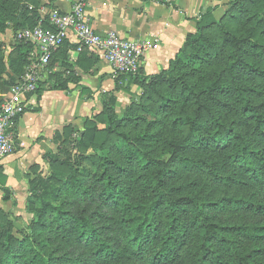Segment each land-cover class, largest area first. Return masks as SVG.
Returning <instances> with one entry per match:
<instances>
[{"label":"rangeland","instance_id":"1","mask_svg":"<svg viewBox=\"0 0 264 264\" xmlns=\"http://www.w3.org/2000/svg\"><path fill=\"white\" fill-rule=\"evenodd\" d=\"M230 2L231 0L227 1L218 12L217 20L231 34L248 41L244 50L253 52L249 56L242 55L240 59L264 70V23L258 24L254 18L246 23L247 19L242 15L244 9L240 7L226 15ZM248 2L250 16L264 11V0ZM223 27L214 26L206 31L203 39L191 43L185 60L172 70L171 63L169 64L164 72L171 74V80H154L150 83L147 78L142 79L138 92H129L131 97L128 102L120 99L121 103L116 108L117 117L105 115L102 109V112L85 122L74 133L69 131L62 135L57 150L45 155L40 169L30 174L35 188L30 191L29 196L34 198L36 194L43 193L44 198L30 200L29 210L26 207L17 208L15 213H0V255L3 258L11 248L15 251L22 247L13 246L16 241L28 239L23 246L26 247L25 250H21L18 259L11 264H154L153 255L158 250L159 237L168 227L167 214L157 216L158 231L140 256L134 255L127 261L115 259L105 262L95 258L93 246H87L81 236L87 225H83L79 218H93V225L88 228L96 227L98 231H102V227H105L103 232L111 237L113 244L120 245L124 242L116 224L121 210L128 211L131 204L138 203L145 196L140 187L143 180L142 169L128 159L129 145L139 149L146 159L153 158L170 164L171 170L175 172L170 186L174 188V196L182 203H188L193 197H202V203L199 204L202 206L208 203L207 200L216 202L224 195L264 203V188L255 185L245 175L240 168L241 163L235 160L234 153L231 159L230 153L213 147L192 152L191 146L186 147L188 143L192 144L191 128L172 127L178 118L193 114L196 118H202L205 126L200 134L205 138L212 132L226 136L234 130L250 136L254 129V119L248 117L235 96L242 88L251 96L253 105L264 107V81L244 67H240L234 75L226 71L233 48L224 43ZM6 32L5 30V34ZM15 39L10 34L0 36V53L5 50L7 53L12 52L8 53L10 61L18 58L13 55L16 50L26 51L27 47L30 52L33 51L29 43L20 42L17 37ZM211 71L222 74L223 91L216 97H204L200 94L205 78ZM194 90L197 91L196 98H188L189 92L193 93ZM93 126L103 130L102 139L94 134L97 131L92 130ZM105 130L108 132L106 135ZM93 138L96 142L92 141ZM64 139L66 140L63 142ZM258 139L260 144L254 143L256 151L264 155V141L261 137ZM173 142L186 148L187 157L201 158L200 161L210 168L186 171L181 165L172 163L173 152L177 153L173 149ZM214 171L233 177L234 182L230 185L216 182L211 174ZM110 183L116 190L118 206L107 204L103 197L106 187L110 191ZM45 203L50 206L48 211ZM188 206V211L182 218L186 224L184 232H181L184 244L176 251L174 258L160 264H190L189 251L193 248L196 234L189 228L192 227L190 223L195 219L196 213L191 212V206ZM202 208L206 213V208ZM207 212L210 221L224 225L261 223L264 220L263 214L248 208L237 210L231 206L223 209L215 207L207 209ZM59 213L65 215H56ZM49 223L52 227L45 226ZM80 224L84 227L81 228ZM9 242L13 245H9Z\"/></svg>","mask_w":264,"mask_h":264},{"label":"trees","instance_id":"2","mask_svg":"<svg viewBox=\"0 0 264 264\" xmlns=\"http://www.w3.org/2000/svg\"><path fill=\"white\" fill-rule=\"evenodd\" d=\"M247 2L248 0H231L226 15H230L231 12L240 7L244 9L242 15L246 17V23L254 18L257 20L258 24H263L264 11L255 12V14L250 16L249 2ZM22 3H24L26 7H24ZM30 3L37 5L33 0H0V32H4L9 23H14L17 30L23 26L24 28L36 27L38 24L34 20L36 17H33L32 15L30 17V14H27V10H29L27 4ZM20 4H22V6H20ZM252 4L255 3L253 2ZM246 5L248 8H246ZM20 12L26 13H23V17L25 18L24 24H19V19H17ZM221 23L222 22L216 20L212 12L205 14L198 24L197 33L190 35L187 38L184 47L171 62V70L173 67L177 66L179 62L185 60L191 43L193 44L198 39H203L206 31L214 26L223 27V24L221 25ZM46 24L47 23H45V25ZM46 26H48V24ZM222 30L224 43L233 48L232 51H230L231 62L227 66L226 71L234 75L240 67H244V69H248L254 76L260 77L264 81V70L240 59L242 55L249 56L253 52V50H244L248 41L237 38L225 27H223ZM25 48L26 51L25 49L23 51L21 49L20 56L17 59L12 60L13 66L11 67L13 71H17V75H22L28 66V55L30 51L27 47ZM2 61L3 55L0 53V75L1 71L3 72L4 70V68L2 70V67L5 66ZM19 69H21V71ZM211 72L210 75L205 78L206 81L202 93L200 92V95L203 94L204 97H216L223 91L222 74L213 71ZM21 75L15 79L14 77H11L7 81V91L18 81ZM170 75L171 74H167L163 71L160 74L147 78V81H150V83L154 80L164 82L172 79ZM189 93L188 98H196V90H194L193 93H191V91ZM235 98L248 117L254 119V129L250 133V136L244 132L234 130L226 136L219 134L218 132H212L207 136L208 138H205L200 134L201 129H204L205 126L201 120L202 118H196L193 114L184 115L178 118L173 122L172 127L189 126L191 128L193 132V140H191L192 144L188 143L186 147L191 146L190 148L192 152H200V150H204L206 147H213L222 149V151L227 152L228 154L230 153L231 159L232 156L235 155L234 158L238 163H241L240 165L242 166L240 168H242L245 175H247L255 185L264 188V155L257 152V146L254 145V143L260 144L258 139L260 137L262 141H264V107L258 108L256 105H253L251 96L247 95L246 91L242 88L239 89ZM114 104L115 107L113 106ZM103 105L104 110L102 113L105 115L110 114L112 118L117 117V103L114 96L108 98ZM110 105H112V107H110ZM92 130L97 131L94 134L102 139V129L94 127ZM107 133L108 132L106 131L104 135ZM65 140L66 139H64L63 142ZM92 141L96 142V139L93 138ZM173 149L177 150V153L175 154L173 152L174 158L172 163H176L178 166L181 165L186 171L197 169L204 170L203 168L208 169L209 166H205V164L200 161L201 158L187 157L185 155L186 148L183 145H178L173 142ZM127 153L128 159L131 162L138 164L142 169L143 180L140 183V187L145 193V196L138 203L131 204L128 207V211L121 210V216L119 220L116 221L118 230L121 231L124 237V242L120 245L112 243L111 237L103 232L105 227H102V231H98L96 227L88 228V226L93 225V218H79L81 223L83 221V225H87V227H84L80 224L81 228L84 227L81 236L83 237V241L87 242V246H93V256L95 258L105 262H112L115 259L127 261L134 255L140 256L142 250H145L146 246L150 244L149 242L152 240L154 233L158 231L157 216L167 214L168 227L159 237V247L153 255V261L154 264L168 262L175 257L176 251L184 244V238L181 235V232L186 228V224H184L182 218L185 216V212L188 211L187 205H189L188 207L191 206L189 210L196 213V217L192 222L194 224L190 223L192 227L189 228L191 231H195L196 234L193 248L189 251L191 258L190 264H264V220L261 223L253 222L224 225L223 223L215 222L214 220L210 221L208 219L209 213L207 212V209L209 208L222 207L223 209L227 206H231L237 210L243 208L252 209L256 213L264 215L263 202L253 203L251 199L245 197L224 195V197L216 202L207 200L208 203H205L202 206H199V204L202 203V197H193L189 199L188 203H182L181 200H178L174 196V188L170 186L175 172L174 170H171L168 162L155 160L153 158L146 159L144 154L132 145H129ZM232 153H234V155ZM211 174L216 182L225 185H230L234 182L233 177L223 176L219 171L211 172ZM30 184L31 190H33L35 188V183L30 181ZM112 185L113 184L110 183L109 192L107 187L105 188L103 197H105L107 204L118 206L119 203L115 195L116 190ZM40 198H44L43 193L36 194L34 198L29 196L27 200L28 210L29 205H31L30 200L35 201V199L38 200ZM44 206L46 211L50 209L48 203H45ZM203 206L206 208L207 214L203 211ZM54 211H56V209H54ZM0 213L3 214V211L0 210ZM62 213L56 215H65ZM50 225L51 224L49 223L45 226ZM27 241L28 239L16 241L14 245L9 242V245H19L22 247L16 248L15 251L14 248H11L9 252L5 254L4 258L0 255V264H11L14 260L18 259L20 253H22L21 250H25L26 247L23 246Z\"/></svg>","mask_w":264,"mask_h":264},{"label":"crops","instance_id":"3","mask_svg":"<svg viewBox=\"0 0 264 264\" xmlns=\"http://www.w3.org/2000/svg\"><path fill=\"white\" fill-rule=\"evenodd\" d=\"M33 1L37 5L27 4V14L36 17L37 25L42 21L49 23L52 13L72 11L73 0ZM227 1L88 0L85 18L95 33L100 36L116 33L121 38L147 43L139 74L116 76L105 58L82 48L74 32H67L63 45L43 69L38 91L23 98L24 112L16 122V152L0 162V210L15 213L17 208H26L31 190L30 174L40 169L45 155L57 150L62 135L74 133L91 121L102 112L104 102L111 96L117 99V105L120 99L128 102L129 94L138 92L142 79L168 68L187 38L197 33L204 15L212 12L217 20L218 12ZM23 13L17 16L19 24L25 23ZM21 28L17 30L14 23H9L6 34L0 32V36L10 34L14 40ZM20 51L16 50L13 55L19 57ZM8 53L2 52L5 66L0 75V103L7 92V81L21 75L13 71Z\"/></svg>","mask_w":264,"mask_h":264},{"label":"built area","instance_id":"4","mask_svg":"<svg viewBox=\"0 0 264 264\" xmlns=\"http://www.w3.org/2000/svg\"><path fill=\"white\" fill-rule=\"evenodd\" d=\"M87 2L88 0H73L70 13L50 14V28L42 21L36 27H26L17 34V39L31 44L33 51L28 56L25 72L4 94L0 103V162L16 152V122L24 112L23 98L36 93L43 69L63 45L67 32H74L82 48L90 49L105 58L116 76L131 77L140 71L148 49L147 43L121 38L116 33L106 36L95 33L85 18Z\"/></svg>","mask_w":264,"mask_h":264}]
</instances>
